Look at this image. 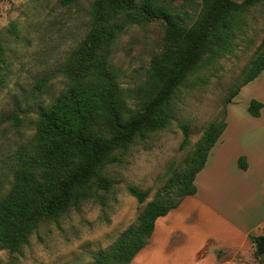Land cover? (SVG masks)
I'll return each instance as SVG.
<instances>
[{"label":"rangeland","instance_id":"1","mask_svg":"<svg viewBox=\"0 0 264 264\" xmlns=\"http://www.w3.org/2000/svg\"><path fill=\"white\" fill-rule=\"evenodd\" d=\"M93 1L63 5L59 0H0V73L4 77L0 85V195L10 187L15 153L32 139L40 110L68 87L58 68L87 33ZM172 5L174 11L189 13L191 19L185 21L191 23L201 0H174ZM231 31L229 49L175 90L167 126L144 137L136 135L126 149L116 151L119 160L103 168L112 187L93 193L55 218L41 219L27 244L16 250L0 248V264H91L96 252L108 250L137 224L148 202L163 198L172 203L178 198L167 181L184 167L206 126L223 119L225 102L243 80L264 39V0L238 15ZM164 36L163 21L138 16L110 46L109 62L118 73V84L133 93L125 100L131 109L140 103L142 91L138 90L144 86L151 60L163 51ZM43 78H48L46 83L41 82ZM241 95L240 103L246 99ZM10 114H16L20 122L6 120ZM182 126L189 133L184 147ZM129 186L147 191L142 202L129 193ZM255 250L256 244L248 250L228 249L219 258L233 264H264Z\"/></svg>","mask_w":264,"mask_h":264},{"label":"trees","instance_id":"2","mask_svg":"<svg viewBox=\"0 0 264 264\" xmlns=\"http://www.w3.org/2000/svg\"><path fill=\"white\" fill-rule=\"evenodd\" d=\"M66 5L76 0H59ZM174 0H94L89 9V29L66 61L58 68L68 81L67 89L39 112L30 142L15 153L9 189L0 195V248L16 250L27 244L41 219L55 218L98 191H108L113 181L103 168L119 160L116 151L126 149L136 135L144 137L167 126L169 103L175 90L201 66L213 61L231 44L235 19L260 0H201L191 23L187 12L172 10ZM163 21V51L154 57L146 73L140 103L136 109L126 105L133 95L118 84V73L109 62V49L125 25L137 17ZM3 49L0 44V55ZM1 60V59H0ZM264 69V39L250 60L243 80L225 105L232 102L242 86ZM48 78L41 82L46 83ZM4 77L0 73V85ZM264 104L254 98L247 111L259 116ZM128 114V118L124 115ZM223 119L203 130L184 167L174 171L167 186L178 198L148 202L137 224L128 228L108 250L93 255L91 264H129L149 240L154 221L196 192L194 179L204 167L207 155L223 132ZM20 122L16 114L5 117ZM183 129L181 147L188 141ZM247 167L244 156L238 159ZM128 191L142 202L147 191L129 186ZM262 235H250L256 244ZM224 249L216 251L221 256ZM255 256L264 259L263 255Z\"/></svg>","mask_w":264,"mask_h":264},{"label":"crops","instance_id":"3","mask_svg":"<svg viewBox=\"0 0 264 264\" xmlns=\"http://www.w3.org/2000/svg\"><path fill=\"white\" fill-rule=\"evenodd\" d=\"M252 98L264 104V69L225 105L226 126L195 176L196 192L155 219L129 264H233L216 251L248 250L250 235L264 236V106L250 115Z\"/></svg>","mask_w":264,"mask_h":264},{"label":"water","instance_id":"4","mask_svg":"<svg viewBox=\"0 0 264 264\" xmlns=\"http://www.w3.org/2000/svg\"><path fill=\"white\" fill-rule=\"evenodd\" d=\"M256 252L258 255L264 254V237H261L256 243Z\"/></svg>","mask_w":264,"mask_h":264}]
</instances>
